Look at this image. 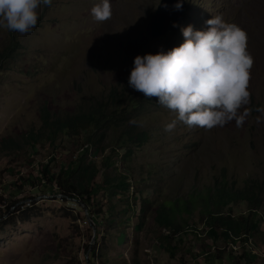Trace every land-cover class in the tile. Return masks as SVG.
<instances>
[{
    "label": "rangeland",
    "instance_id": "obj_1",
    "mask_svg": "<svg viewBox=\"0 0 264 264\" xmlns=\"http://www.w3.org/2000/svg\"><path fill=\"white\" fill-rule=\"evenodd\" d=\"M186 1V15L176 31L156 39L150 38L149 21L159 0H110L111 18L102 23L90 15L100 0H52L50 6H40L38 23L30 33L20 35L0 26V54L11 34L18 43L11 58H0V214L16 202L9 208L14 215L0 218V264H88L87 254L100 243L110 250L108 264H195L198 251L211 247L196 212L191 235L162 241L167 232L156 226L153 213L142 218L139 237L132 214L122 216L124 223L107 234L113 216L104 220L78 208L73 200H62L53 185L40 180L42 166L48 164L55 173L50 158L76 157L85 132L78 139L30 145L25 135L43 129V108L50 115L64 116L87 100L106 95L110 88L120 91L122 87L139 102L142 112L136 118V112H131L127 122L148 132L144 145H131L129 155L124 149L113 154L120 134L109 130L103 140L88 147L89 162L99 165L111 155L114 166L106 171L126 176L130 187L112 198L116 209L141 197L160 203L176 188L178 194L185 193L182 183L193 181L194 176L193 184L200 185L224 168L239 182L264 178V0ZM216 15L246 33V52L253 58L246 88L249 97L237 113L241 122L238 125L233 119L211 130L189 129L177 122L172 132H165V125L176 118L174 113L159 105L157 98H147L128 86L134 58L179 47L184 42L181 28L191 25L194 31H206L205 22ZM7 139L18 148H4ZM161 171L172 173L176 183ZM93 196L94 211L108 203L104 190ZM26 215L28 219L21 222ZM91 227L98 229V244ZM260 229L264 230V221ZM162 242L169 244L173 258ZM243 250L250 253L252 264H264L263 246L232 248L238 255Z\"/></svg>",
    "mask_w": 264,
    "mask_h": 264
},
{
    "label": "trees",
    "instance_id": "obj_2",
    "mask_svg": "<svg viewBox=\"0 0 264 264\" xmlns=\"http://www.w3.org/2000/svg\"><path fill=\"white\" fill-rule=\"evenodd\" d=\"M15 39L11 34L9 45L3 49L0 58H11L18 45ZM138 104L136 98L122 87L120 91L117 88H110L106 95L87 100L79 105L76 111L64 116L50 115L49 111L43 108L40 115L43 129L36 134L30 132L25 135L30 145H42L45 140L54 143L57 138L78 139L83 132H85V135L83 134L85 139L82 147L78 149L80 150L78 155L69 161H55L50 158L48 163L54 165L56 172L52 173L48 164H45L41 169L42 179L40 180L53 185L62 200L75 201L78 208L84 207L88 212L100 215L104 220H107L108 216H113L114 221H108L107 234H110L112 229L117 230V227L124 223L125 219H122V216L132 214L131 222L135 223L138 230L136 236L139 237L142 218L153 213L156 226L160 231L167 232V235L162 236V241H168L176 235L187 237L192 233L190 226L192 224L194 226L195 222L192 214L196 212L197 220L203 221V233L212 243L209 249L198 251L195 264H252L249 252L243 250L238 255L232 251V248L236 244L264 247V230L260 229V224L264 221V178L239 182L229 176L224 168L209 182L200 185L193 184L194 176L193 181L182 183V188H187L185 193L178 194L176 188L160 203L155 204L150 198L141 197L122 209H116L112 198L118 196L119 191L124 192L129 189L126 176L120 174L113 176L106 171L114 166V162L110 161L111 155H107L99 165L94 161L89 162L88 147L93 146L95 140H103L109 130L120 134L115 147L111 150L113 154L119 149H124L126 155H129L131 145L138 147L144 145L148 140V132L138 129L134 123L127 122V116L131 112H136L135 118L142 112ZM3 146L9 150L18 148L12 139L5 140ZM161 175L170 178L174 183L178 179L172 173L164 171H161ZM26 182H30V179H26ZM30 186L35 187L32 184ZM99 190L107 192L108 203L99 205L97 211H94L93 195ZM15 203L12 202L10 207L6 208L7 213L0 214V218L12 217L14 211L9 212V208ZM18 211L19 209L15 210V212ZM27 219L28 215L19 220L24 222ZM87 224L90 225L88 221ZM91 230L95 231L93 227ZM118 235L125 236L123 232H119ZM98 236L99 232L96 229L94 236L92 233V237L95 238L94 244H98ZM164 244L173 258L174 253L169 248V244ZM191 252L192 249L187 250V253ZM109 254V248L100 243L97 248L95 246L92 248L90 255L87 254L86 261L88 264H108Z\"/></svg>",
    "mask_w": 264,
    "mask_h": 264
},
{
    "label": "clouds",
    "instance_id": "obj_3",
    "mask_svg": "<svg viewBox=\"0 0 264 264\" xmlns=\"http://www.w3.org/2000/svg\"><path fill=\"white\" fill-rule=\"evenodd\" d=\"M52 0H0V26L20 35L30 33L38 23L39 8ZM175 10L181 4L174 5ZM96 22L111 18L110 0H100L90 9ZM206 31L181 28L184 42L167 52L136 56L128 86L174 113L166 124L172 132L177 122L189 129L211 130L236 119L247 101L246 91L253 58L246 52V33L216 15L206 22ZM173 27L177 25L173 24Z\"/></svg>",
    "mask_w": 264,
    "mask_h": 264
},
{
    "label": "water",
    "instance_id": "obj_4",
    "mask_svg": "<svg viewBox=\"0 0 264 264\" xmlns=\"http://www.w3.org/2000/svg\"><path fill=\"white\" fill-rule=\"evenodd\" d=\"M181 4L180 10H175L174 5ZM187 11L186 0H159V3L150 16L149 34L151 39L159 38L168 32H174L182 23ZM173 24L177 27H173ZM93 232H95L93 230ZM94 238V237H93Z\"/></svg>",
    "mask_w": 264,
    "mask_h": 264
}]
</instances>
